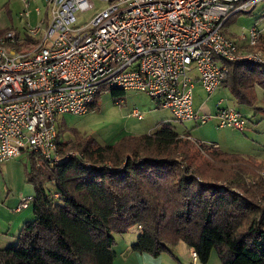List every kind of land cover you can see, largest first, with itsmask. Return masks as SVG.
I'll return each mask as SVG.
<instances>
[{
  "label": "trees",
  "instance_id": "obj_1",
  "mask_svg": "<svg viewBox=\"0 0 264 264\" xmlns=\"http://www.w3.org/2000/svg\"><path fill=\"white\" fill-rule=\"evenodd\" d=\"M35 43L25 38L16 49ZM258 47L264 50V35ZM227 66L224 87L238 102L254 105V88L264 89V64ZM111 92L123 100L126 91ZM192 146L164 124L105 145L86 139L69 149L79 156L57 164L30 153L34 217L13 245L0 248V264H114L115 235L135 226V252L158 256L182 241L204 264L214 250L222 264H264L263 164L214 145L210 160L193 158Z\"/></svg>",
  "mask_w": 264,
  "mask_h": 264
},
{
  "label": "built area",
  "instance_id": "obj_2",
  "mask_svg": "<svg viewBox=\"0 0 264 264\" xmlns=\"http://www.w3.org/2000/svg\"><path fill=\"white\" fill-rule=\"evenodd\" d=\"M262 1L43 0L38 24L23 37L10 30L0 38V164L25 150L50 164L79 156L62 149L56 116L87 113L103 90H139L176 120H210L194 108L195 83L212 94L228 77L227 62L264 64V52L255 50L264 29L254 24L243 33L247 48L224 32L231 17ZM78 11L92 17L79 24ZM25 38L36 43L16 49ZM131 115L142 118L137 110ZM213 119L220 128L248 124L228 106ZM29 201L22 198L16 210ZM191 258L198 260L193 248Z\"/></svg>",
  "mask_w": 264,
  "mask_h": 264
},
{
  "label": "rangeland",
  "instance_id": "obj_3",
  "mask_svg": "<svg viewBox=\"0 0 264 264\" xmlns=\"http://www.w3.org/2000/svg\"><path fill=\"white\" fill-rule=\"evenodd\" d=\"M27 3L28 7H25ZM35 6H41L44 11L45 7L42 0H0V30L4 29L0 38L10 30L17 31L23 37L26 20L20 18V13L24 9L30 11L29 19L32 22V26H35L37 23V12L34 11ZM103 6L105 4L97 2L98 8ZM92 13L93 11H78V23L85 24L88 22L92 17ZM254 24L258 28L264 29V1L260 2L250 13H238L231 17L224 26V32L233 39L241 41L243 33H248ZM261 47L259 48L257 45L255 50L264 52ZM243 48H247V46L243 45ZM254 93L256 96L255 104L249 105L238 102L227 87H222L215 93L208 94L201 83L196 81L194 107L200 109L199 107L202 105L200 113L203 115L204 111H206L212 117L210 120L202 122L201 120H176L171 110L159 107L150 96L139 90H126L123 100L115 99L111 90H103L98 97L96 106L87 113H65L56 116L60 140L61 142H66L61 147L63 150H69L70 147L77 143L83 144L86 139H94L98 143L105 145L114 143L124 136L154 133L163 124H170L179 134L186 135L182 137H186L195 143V146H192L190 151L193 158L205 157V160H210V153L214 152L212 144H217L224 151H231L229 147L239 150L240 152L238 153L247 159L252 158L262 163L264 168V89L256 86ZM220 101L221 103H219ZM218 104L221 107L229 106L240 110L250 122L248 123L249 126L252 128L257 127L254 128L257 131L260 129L256 138H254V134L245 131V129L238 131L230 127L219 128L213 119L216 115ZM133 110H137L142 118L131 116L130 113ZM203 143L205 144L204 146L201 145ZM71 151L78 152L75 149H71ZM35 160L37 165H42L43 162L41 160ZM31 167L30 153L27 150L22 151L19 156L0 165V208L6 212L3 213L1 211L0 214L1 232L3 231V214L13 215L11 210L12 205L15 206L13 198H19L18 203H20V197H27L30 193H34V186L27 178V171ZM198 178L199 182L203 181L201 176ZM245 178L247 181L251 180V176L248 174ZM224 184L222 183L221 185ZM226 187L228 186L226 185ZM31 209L33 210V205ZM139 231L140 229L135 226L127 233H118L115 237L121 243L124 241V237L135 235ZM136 240L135 238L134 241ZM220 262L217 252L214 250L209 263L221 264Z\"/></svg>",
  "mask_w": 264,
  "mask_h": 264
},
{
  "label": "crops",
  "instance_id": "obj_4",
  "mask_svg": "<svg viewBox=\"0 0 264 264\" xmlns=\"http://www.w3.org/2000/svg\"><path fill=\"white\" fill-rule=\"evenodd\" d=\"M37 9H39V11ZM34 11L37 12L36 13L37 14L36 15L37 16V23L36 24H38L40 19L43 17V13H42L43 10H42L41 6H35ZM21 13H20V18L26 20L25 25H24V30H25L26 27H28L30 25L32 26V22L29 19L30 15H31V12L29 11L28 16H26V17L21 16ZM237 42L239 44H241L242 46L246 45V42L244 40H242V38H241V41H237ZM222 87H224L223 84L220 87H218L215 90V92L217 90H219L220 88H222ZM219 103H221V101ZM217 106H218L217 108L221 107L219 104ZM199 108L200 109H197V108H195V109L198 112H200V110H202V105ZM238 111H240V110H238ZM132 112L130 113V115L132 114ZM204 112H205L204 114H207L206 111H204ZM214 121H216V124H217V120L214 119ZM248 123H250V122L248 121ZM258 126H259V124H258ZM254 128H257V127H253L252 128L251 126H249V124H247V127L245 128V131L251 132L252 134H254V138H256L257 133L260 132V129H258V131H257ZM236 130H238V129H236ZM243 130H238V131H243ZM181 136H186V135L182 134ZM212 145H214L217 148H219L217 146V144H212ZM229 149L231 151H226V152H237V153L240 152L237 149H232V147H229ZM222 151H224V150H222ZM7 161H10V159L7 160ZM7 161H5V162H7ZM5 162H3V163H5ZM34 193H35V189H34ZM34 193L33 194L30 193L27 196L28 198H30V201H29V204H28V206L26 208L22 209L21 211H17L16 208H17V205H19V203H18L19 198H13V200H15V206L12 205V209H11L12 212H13V215H5V214H3L4 220H3V227H2L3 231L2 232L0 231V248L3 249V248H6L8 246L13 245L15 243V241H16V238H17L19 232H20L21 225L24 224L26 221H28V220L33 218L34 213L32 212L33 210L31 208H32V205H33ZM21 198H24V197H20V202H21ZM1 211H3V213H6L3 209L0 208V214H1ZM138 235H139V233H136L135 235H131V236L127 237V238L124 237V241H122L121 243H119L117 241V239H116V245L114 247L115 253H116L115 254V259H114V264H190L192 262V258H191V249L192 248L190 246H188L186 243L182 242V241L179 242L177 245L173 246L170 251L163 252V253H161L158 256H153V255H151L149 253H139V252L132 251L130 249V247L135 242L134 240H135V238L137 239ZM195 264H204V263L200 262L199 259H198ZM206 264H210V263L208 262Z\"/></svg>",
  "mask_w": 264,
  "mask_h": 264
}]
</instances>
